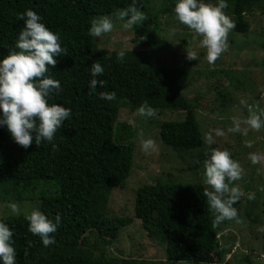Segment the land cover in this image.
Segmentation results:
<instances>
[{"label":"trees","instance_id":"trees-1","mask_svg":"<svg viewBox=\"0 0 264 264\" xmlns=\"http://www.w3.org/2000/svg\"><path fill=\"white\" fill-rule=\"evenodd\" d=\"M146 1L136 0L133 6L144 9ZM262 3L228 0L234 31L246 33V10ZM129 4L132 0H0V58L15 50L23 26L18 13L35 10L49 29L59 33L66 49L56 57V65L50 66L49 73L60 81L61 90L53 91L48 103L71 109V117L55 133V149L44 141L24 149L0 127V191L6 192L0 198L10 196L13 189L19 200L24 193L34 198L43 187L51 186L47 193H39V210L53 219L60 216L52 234L56 243L48 247L28 231L25 213L0 218L13 230L16 264H135L137 259L113 253L112 245L121 227L136 218L146 231L164 239V264L183 260L220 263L231 252L222 243L220 224L213 223L215 213L203 195L206 185L200 182L156 179L136 190L133 216L109 214L112 190L125 184L134 165V128L118 120L120 108L133 111L147 102L151 108L183 109L184 119L160 122V140L174 148L203 145L196 101L182 91L184 67L151 65L145 60V50L127 49L125 58L118 61V49L108 52L88 35L93 18L114 16L116 9ZM155 19L154 13H147L146 20L134 25L131 42L151 46ZM94 61L103 66L104 73L97 79L105 83L92 90L88 81ZM102 91H114L115 99H100Z\"/></svg>","mask_w":264,"mask_h":264},{"label":"rangeland","instance_id":"rangeland-1","mask_svg":"<svg viewBox=\"0 0 264 264\" xmlns=\"http://www.w3.org/2000/svg\"><path fill=\"white\" fill-rule=\"evenodd\" d=\"M211 2L215 3V0ZM147 3L148 6L140 11L145 16L147 13L156 15L152 22L156 32L151 46L131 42L134 26L123 30L119 21L114 23L112 32L101 38L94 37L97 45L112 52L126 43L127 49L145 50V60L151 65L184 67L183 94L195 99L203 138L205 133H211L214 143L208 145L203 139L202 146L184 149L171 147L160 140V122L184 119L186 111L183 109L152 108L153 116L141 117L137 110L120 108L118 120L129 122L134 128V165L125 184L112 190L109 214L133 216L136 190L156 179L204 184L203 164L208 155L213 149L227 150L242 169L240 179L230 186H238L244 194L234 205L239 222L225 220L219 223L222 243L231 249V254H225L220 263L183 260L170 264H264V126L254 130L243 123L250 106L254 110L264 109V3L246 10L248 31L230 30L227 49L212 64L207 62L206 49L199 43L201 37L176 20L173 13L176 1L147 0ZM224 11L233 19L229 6ZM186 50L194 52L196 59L187 60ZM233 119L240 121V131H229ZM217 129L223 135L216 136ZM138 131L143 132V137L137 135ZM148 137L154 140L155 148L145 153L140 142ZM249 153L259 156L257 163L250 161ZM49 188L52 187H43L34 198L24 193L22 200L13 195L16 189L10 190V196L0 198V218L13 214L6 207L9 201L18 204L20 213L39 209V193H47ZM249 192L254 193V199H247ZM5 195L6 192L1 190L0 197ZM90 240L92 242L94 237ZM112 251L124 258L137 259L135 264H164L161 260H165V241L146 231L142 221L136 218L121 227Z\"/></svg>","mask_w":264,"mask_h":264},{"label":"clouds","instance_id":"clouds-1","mask_svg":"<svg viewBox=\"0 0 264 264\" xmlns=\"http://www.w3.org/2000/svg\"><path fill=\"white\" fill-rule=\"evenodd\" d=\"M136 0L127 7L116 9L114 18L110 15L99 16L90 21L88 35L101 38L112 32L114 23L121 22L123 30L133 29L146 20L145 13L133 6ZM228 7V0H176L173 8L175 18L179 23L187 26L198 34L200 45L206 49V59L209 64L215 62L218 56L227 49V36L235 27L234 20L224 11ZM23 26L19 29L15 40V50L0 58V127H5L12 140L24 149L31 144L40 145L42 141L52 143L55 133L63 121L71 117V109L59 103H48L53 91L61 90L59 80L53 78L50 66L57 63L56 57L66 51L61 46L58 32L49 29L42 17L33 9H25L18 13ZM127 51L126 43L116 52L117 60H123ZM186 59H196V54L186 50ZM91 79L88 87L95 90L99 84L104 86L103 79H97L104 73L99 62H93L90 67ZM99 98L111 101L115 99V92H100ZM249 115L243 121L251 129H260L264 126V109H248ZM141 117L154 115L153 109L142 103L137 109ZM229 131H240V121L233 119ZM143 137V132L138 131ZM216 136L223 135L219 129ZM204 142L214 143V136L205 133ZM141 150L145 153L154 150L155 142L151 137L142 138ZM250 161L255 164L259 160L256 153H249ZM203 183L207 187L203 191L208 207L214 211V224L225 220L239 222L235 203L239 201L243 192L238 186H230L233 181L241 177L240 164L231 157L227 150L213 149L203 164ZM247 199H254V193L249 192ZM7 209L13 214H19L18 204L9 201ZM28 222V231L40 238L44 247L55 244V233L60 224V216L54 219L39 209H33L24 215ZM264 230V229H262ZM0 264H16V250L13 247V230L9 224L0 219Z\"/></svg>","mask_w":264,"mask_h":264},{"label":"crops","instance_id":"crops-1","mask_svg":"<svg viewBox=\"0 0 264 264\" xmlns=\"http://www.w3.org/2000/svg\"><path fill=\"white\" fill-rule=\"evenodd\" d=\"M229 254H231V252H230ZM227 255H228V254H227ZM161 261H163V260H161Z\"/></svg>","mask_w":264,"mask_h":264}]
</instances>
